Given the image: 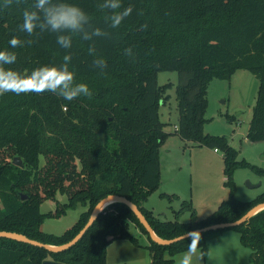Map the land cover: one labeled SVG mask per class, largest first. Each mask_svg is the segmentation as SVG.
I'll return each mask as SVG.
<instances>
[{"label":"trees","instance_id":"16d2710c","mask_svg":"<svg viewBox=\"0 0 264 264\" xmlns=\"http://www.w3.org/2000/svg\"><path fill=\"white\" fill-rule=\"evenodd\" d=\"M33 2L22 0L11 8H0V50L17 55V61L5 67L30 73L44 65H60L71 51L70 70L92 95L72 101L50 92L0 95V231L63 246L86 226L101 199L116 194L135 203L155 233L170 240L212 224L238 221L264 203V192L253 200L239 199L233 180L238 167L248 166L260 174L264 168L239 160V151L228 136L205 132L210 121L206 117L209 83L230 80L246 69L259 79L247 138L264 141V0H121L122 9L131 6L133 11L115 29L107 23L110 12L99 7L102 0H66L109 32L96 41L97 54L107 62L103 73L93 66L89 42L79 36L65 50L57 45L53 33L29 37L19 31L23 10ZM13 36L33 43L13 49L9 45ZM128 48L131 57L125 55ZM160 71L179 74L175 133L225 154L228 199L203 218L192 201H185L181 212L192 213L188 222L161 219L144 205L161 185L160 148L168 135L160 107L173 84L160 85ZM16 157L22 158L23 166L14 164ZM58 193L66 195L67 202L61 203ZM47 199L57 202L55 211L42 212ZM80 205L88 209L62 234L42 229L47 218L60 217ZM132 227L148 237V245L141 244ZM225 229L237 230L242 243L252 249L250 264H264V209ZM207 233L164 244L150 236L130 206L114 202L79 240L63 249L0 236V264H43L48 259L64 264H107L108 246L123 239L146 247L151 264H175V257L186 252L189 244L207 257Z\"/></svg>","mask_w":264,"mask_h":264},{"label":"rangeland","instance_id":"374dc122","mask_svg":"<svg viewBox=\"0 0 264 264\" xmlns=\"http://www.w3.org/2000/svg\"><path fill=\"white\" fill-rule=\"evenodd\" d=\"M178 82L177 71L158 73L160 85L173 84L168 90L169 98L160 107L161 119L165 123L164 129L168 133L159 156L165 185H160L144 205L161 219L188 222L192 213L186 209L181 212L185 201H192L197 215L203 218L217 210L222 201L228 199L230 189L226 185L224 152L221 149L215 151L214 148L196 141L184 140L175 133L179 119L176 97ZM258 89L259 79L246 69L237 71L230 80H212L208 86L209 107L206 113L210 121L205 125V132L228 136L231 145L239 151V160H246L264 168V163L260 159L261 153L264 152V144L247 138ZM44 162L42 158V164ZM233 180L235 194L243 201L253 200L258 192H264V174L256 172L251 167H238L233 173ZM163 194H176L178 197L170 199L167 196L163 197ZM57 199L61 203L68 200L67 196L61 193L57 194ZM56 208L57 202L52 199L45 200L41 206L44 213L55 211ZM87 209L88 207L80 205L60 217L47 218L42 229L48 233L62 234L72 227L80 214ZM131 230L135 236L140 234L141 244L148 245L149 239L144 244L146 241L144 234L139 233L135 227ZM214 231L216 230L207 233L208 258L204 260L201 258L198 264L251 263L252 249L242 243L237 230ZM232 234L235 235L230 239ZM224 241L226 242L222 243ZM184 253L175 257V264L176 258ZM135 259H140L141 264H150L151 253L146 247L140 248L127 239L116 240L108 246L107 264H131L130 261Z\"/></svg>","mask_w":264,"mask_h":264},{"label":"clouds","instance_id":"9594fccd","mask_svg":"<svg viewBox=\"0 0 264 264\" xmlns=\"http://www.w3.org/2000/svg\"><path fill=\"white\" fill-rule=\"evenodd\" d=\"M21 3L22 0H2L0 8H11L14 4ZM99 7L110 12L107 23L113 29L119 27L133 11L131 6L122 9L121 0H102ZM18 28L29 37L53 33L56 35L57 45L65 50H70L73 46V37L79 36L81 40L89 42L88 54L95 57L93 66L101 73L107 68L106 60L97 54L96 41L108 37L109 32L95 26L90 16L75 4L68 3L66 0H34L30 8L23 10L22 23ZM32 43V39L21 40L16 36L9 41L13 49L22 48L25 45L31 46ZM125 55L131 57L132 49H125ZM72 58L71 51H67L60 65H44L33 69L30 73L22 74L10 67H5L17 61L16 53L0 50V95L5 93L39 95L50 92L68 101L80 96L91 97L92 92L89 87L84 83H78L74 72L70 70ZM194 235L199 233H193V238ZM195 252L196 248L189 244L180 264H192Z\"/></svg>","mask_w":264,"mask_h":264},{"label":"water","instance_id":"95a60500","mask_svg":"<svg viewBox=\"0 0 264 264\" xmlns=\"http://www.w3.org/2000/svg\"><path fill=\"white\" fill-rule=\"evenodd\" d=\"M14 164L18 165V166H23V161L21 157H16L14 159ZM27 195L23 194L22 195V199H26ZM108 202H110L108 204ZM114 202H123L126 203L128 206L131 207V209H133V211L138 215L140 221L143 223L144 227L146 228V230L148 231V233L150 234V236L156 240L159 241L161 243L164 244H171L180 240H183L185 238H188L190 236H192L193 233H203V232H208L211 230H220V229H225V228H229L235 225H239L245 221H247L251 216L255 215L256 213H258L259 211L264 209V203L263 204H259L255 207H253L251 210H249L241 219H239L238 221L235 222H226V223H217V224H212L203 228H199L193 231H190L188 233H185L177 238L174 239H170V240H163L161 239L153 230L152 226L150 225V223L148 222L147 218L145 217V215L142 213V211L139 209V207L133 203L132 201H130L128 198L124 197V196H120V195H116V194H109L108 196L104 197L103 199H101L98 204L95 206L93 213L91 215V218L89 220V222L86 224V226L81 230V232L69 243L63 245V246H57V247H53L50 244H46L43 242H40L38 240H34V239H30L27 236L23 235V234H18V233H10V232H6V231H0V236H9L12 238H17L20 240H23L25 242L31 243L33 245H37V246H41V247H45L51 250H59V249H63L66 247H69L70 245L74 244L77 240H79L87 231V229L90 227V225L92 224V222L97 218V216L111 203ZM108 204V205H106ZM43 264H64V263H59L53 260H45Z\"/></svg>","mask_w":264,"mask_h":264},{"label":"crops","instance_id":"0c3cea01","mask_svg":"<svg viewBox=\"0 0 264 264\" xmlns=\"http://www.w3.org/2000/svg\"><path fill=\"white\" fill-rule=\"evenodd\" d=\"M237 73V72H236ZM235 73V74H236ZM234 74V75H235ZM233 75V76H234ZM260 144H264V141H262V142H259ZM215 150V149H214ZM216 151V150H215ZM260 159H261V162H263L264 163V152H262L261 153V157H260ZM161 173H162V168H161ZM161 179H162V181H161V185H163L164 184V179L162 178V175H161ZM165 185V184H164ZM262 191H260V192H258L257 193V195L256 196H254L255 198L261 193ZM45 223V222H44ZM43 223V224H44ZM43 226V225H42ZM139 233H140V231H139V229H136ZM237 234V233H236ZM140 235V234H139ZM235 234H232L231 235V237H230V239L234 236ZM146 236V235H145ZM228 236V235H227ZM145 239H146V241L144 242V239H143V242H144V244H146V242H147V240H148V238H147V236L146 237H144ZM116 242V241H115ZM226 241H224V242H222V243H225ZM114 243V242H113ZM148 244H149V241H148ZM214 246V245H213ZM224 246V245H223ZM138 247H140V248H144L143 246H138ZM187 252V251H186ZM185 252V253H186ZM110 253V252H109ZM184 253V254H185ZM184 254H182V255H180L178 258H176V264H180V260H181V258L183 257V255ZM209 256L211 257V255H210V253H209ZM201 258H203V260L206 258H208V257H205L204 256V254L202 253V251H201V249H196V252H195V255H193V257H192V264H198V260H201ZM196 259V260H195ZM141 261H140V259H135V260H133V261H130V263L131 264H141L140 263ZM109 264V263H108ZM127 264V263H126ZM150 264H151V260H150Z\"/></svg>","mask_w":264,"mask_h":264},{"label":"bare ground","instance_id":"6f19581e","mask_svg":"<svg viewBox=\"0 0 264 264\" xmlns=\"http://www.w3.org/2000/svg\"><path fill=\"white\" fill-rule=\"evenodd\" d=\"M110 202H108V204H109ZM108 204H106V205H108ZM53 247H57V246H54V245H52Z\"/></svg>","mask_w":264,"mask_h":264},{"label":"built area","instance_id":"2783aa9c","mask_svg":"<svg viewBox=\"0 0 264 264\" xmlns=\"http://www.w3.org/2000/svg\"><path fill=\"white\" fill-rule=\"evenodd\" d=\"M216 151H218L217 149H215Z\"/></svg>","mask_w":264,"mask_h":264}]
</instances>
